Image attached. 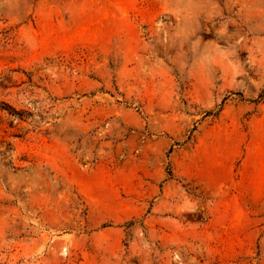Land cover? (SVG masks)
<instances>
[{
    "label": "rangeland",
    "instance_id": "obj_1",
    "mask_svg": "<svg viewBox=\"0 0 264 264\" xmlns=\"http://www.w3.org/2000/svg\"><path fill=\"white\" fill-rule=\"evenodd\" d=\"M0 264H264V0H0Z\"/></svg>",
    "mask_w": 264,
    "mask_h": 264
}]
</instances>
